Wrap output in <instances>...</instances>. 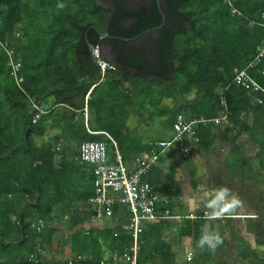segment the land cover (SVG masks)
Returning a JSON list of instances; mask_svg holds the SVG:
<instances>
[{
    "label": "trees",
    "instance_id": "1",
    "mask_svg": "<svg viewBox=\"0 0 264 264\" xmlns=\"http://www.w3.org/2000/svg\"><path fill=\"white\" fill-rule=\"evenodd\" d=\"M128 1L116 0V7L107 8L98 0H0V264H53L37 252L53 251L55 222L70 215L74 229L95 216L83 211L94 189L79 190L76 175L83 141L67 137L77 128L76 116L62 109L77 111L75 101L88 94L89 128L111 136L125 160L163 141L144 143L129 129L132 116L149 113L146 107L154 115L166 114L172 131L180 119L228 115L199 131L198 146L209 150L213 130L225 128L232 145L249 135L258 148L260 171L238 152L230 155L225 169L230 176L235 170L243 180H253L255 187L264 185V55L258 58L264 27L251 23L260 21L264 0H237L242 16L233 15L225 0H132L133 7H126ZM59 3L65 7L58 8ZM103 46L118 65L104 77L94 57ZM245 69L261 90L235 83ZM193 93L198 96L191 101ZM168 99L172 107L166 105ZM79 128L86 140L106 139L89 135L85 124ZM248 166L249 174L243 175L241 168ZM166 179L149 180L156 192L172 199L177 192L165 186ZM259 194L262 202L264 192ZM77 199L86 202L79 211L72 204ZM42 221L46 227L38 231ZM165 223L144 225L138 264H176L172 246L161 234L154 235ZM80 235L84 233L72 237L73 255L92 242ZM116 239L127 247L133 243L130 230ZM33 254L35 261L29 259ZM254 257L250 253L248 258Z\"/></svg>",
    "mask_w": 264,
    "mask_h": 264
},
{
    "label": "crops",
    "instance_id": "2",
    "mask_svg": "<svg viewBox=\"0 0 264 264\" xmlns=\"http://www.w3.org/2000/svg\"><path fill=\"white\" fill-rule=\"evenodd\" d=\"M236 1L237 0H225L230 9L231 7H237ZM238 13L242 16L239 11ZM260 16V21L257 20L258 23L254 21L251 23L264 27V13ZM78 99H83L84 101L81 110L82 115L85 117V126L89 135H104L106 137L103 132H93L89 128L90 95L88 94L86 98L79 97ZM90 132L96 134H91ZM86 141L90 140H85L83 142ZM98 141L108 142V139L106 137L105 140ZM81 144L78 146L75 159V163L80 166L81 169L77 171L76 175L80 177V180H78L79 182L82 178L93 181L90 186L87 185V189L91 191L94 189L95 195L94 176L91 174V169L80 161L79 151ZM198 147V144L191 145V156L185 161L179 162H188L190 166V164L196 162V160L194 161L195 157H203V152L210 153L209 150H203ZM228 148L229 146L227 149ZM234 148L235 146L230 147L228 152L222 151L227 154L223 160H220V164L218 161L214 162L210 160L208 155H205L204 160H206V168L203 169L204 176H201L200 171L197 170V166H190L192 169L189 171L190 180H182L180 176L177 175V166L175 162H178V160L171 156L172 154H169L165 156L166 158L164 160L161 159L154 165L161 168L162 171H159L156 167L154 169L152 168L150 171L151 174L149 173L146 177V180L150 183V178H157L163 175L167 178L165 186H171V188L173 187V189H176L177 196L172 199L166 197V195L160 191L156 192L154 190L155 193L169 201L166 210L170 212V217L160 218L155 221H145L143 224L144 227L148 222L166 221L165 227L162 230H155L154 235L159 236L161 234L164 243L172 246V250L176 254V264H258L259 262H264V231L259 233V228H254L258 224H264V214L261 216L257 207H255L257 203L263 210L264 206H262V203L264 200L261 202V198L256 199L253 195H245V193H243L245 189H242L241 186L244 188L247 187L246 189L255 188L254 183L250 186L245 180H242L240 176L236 174L231 176L228 175L225 164L229 158L228 155L234 152ZM223 153L221 154L223 155ZM222 155L219 156L222 157ZM139 157L142 161L148 162L149 152L147 151V153L135 155L130 160H125V162L130 165L132 169H135V162ZM159 172H161V174H159ZM208 172L210 174H208ZM213 172L221 177H218L217 180L214 178L212 179ZM224 174L226 176H224ZM205 176L206 180H208L206 185L202 183L205 182ZM92 200L93 198L90 200L91 204L89 206L87 205L88 209L83 208V211L86 212L88 210L89 212L91 211L92 214H95V207ZM72 204L74 209L79 211L77 208L80 205L85 206L86 202L77 199L73 200ZM170 206L171 210L169 209ZM118 207H120L119 212L114 211L111 217L97 220L95 214V216L89 218L88 221L78 224L74 229L70 228L71 226L69 227L70 224L72 225V218L70 215L61 219L63 220L61 223L58 221L57 224L59 227H57V234H60L56 235V244L53 246V251L50 253L52 256V258H50L52 260L50 261L53 262V264H62V262L64 264H81L84 262L122 264L113 261L112 257L113 255L125 252L126 249L129 248L126 243L116 238L123 236L125 231L129 232L131 213L124 205H119ZM159 211L162 214V210L160 209ZM205 224L210 225V230L213 233H218L223 238V243L215 250H211L207 246L203 249L197 247V242L202 234V226ZM36 227L38 231L43 230L46 227V223L42 221ZM78 232H83L84 236L89 238L90 241L92 240V242L90 246L86 248H79L73 255L71 250L72 245H70V243L72 244V237ZM103 235H105V239H103L100 244L104 249L99 246V249H101L99 250L100 252H95L98 248V241ZM62 246L63 248H61ZM250 253L256 254V257L252 259L248 258ZM72 256H74L76 260H72ZM36 258L37 255L33 254L29 259L35 261ZM56 258L60 260H55ZM189 258H191L190 261Z\"/></svg>",
    "mask_w": 264,
    "mask_h": 264
},
{
    "label": "built area",
    "instance_id": "3",
    "mask_svg": "<svg viewBox=\"0 0 264 264\" xmlns=\"http://www.w3.org/2000/svg\"><path fill=\"white\" fill-rule=\"evenodd\" d=\"M231 12L233 15L240 16L234 7H231ZM258 52V58H261L264 55V47L259 48ZM94 57L101 68L102 77L109 69H113L100 56L98 47L94 50ZM262 74L264 76V71ZM243 82L261 90L249 76L248 69L235 77V83L242 84ZM37 109L39 110L38 107ZM227 118L228 115L215 119L200 118L186 121L180 119L173 127L171 138L156 142L151 147L148 162L142 161L140 157L137 158L135 169L125 162L118 143L107 133L103 134L106 135L108 142L86 141L81 144L80 161L91 169V174L94 176L95 197L92 202L96 219L111 217L115 207L119 205L126 206L131 213L129 230L133 243L125 252L113 255V261L122 264H138L144 222L170 217V212L166 210L169 201L155 193L152 185L146 180L153 166L169 154H172L176 160L188 159L191 156V145L200 143L199 131L211 124L219 125ZM37 119L38 116L34 123Z\"/></svg>",
    "mask_w": 264,
    "mask_h": 264
},
{
    "label": "rangeland",
    "instance_id": "4",
    "mask_svg": "<svg viewBox=\"0 0 264 264\" xmlns=\"http://www.w3.org/2000/svg\"><path fill=\"white\" fill-rule=\"evenodd\" d=\"M138 2H139V0L137 1V4H138ZM115 3H116V0H98L99 5H104L107 8L116 7ZM133 5H134V1H132V0L126 2V7H133ZM108 18L110 19L111 15ZM99 53H100V56L107 63L110 64L111 68H113V69L118 68L116 58L111 54L110 48L108 46H103V47L99 48ZM248 95H249V97L252 98L250 93ZM197 96H198L197 93H193V94L189 95V100H191V101L195 100L197 98ZM83 102H84L83 99H77L75 101L76 107L78 109L77 111L71 110L67 106L62 107V109L65 112L75 113V116H76L75 123L77 125V128H76V130H71V132H69L67 134V137L72 141H74V140L76 141V139H79V138L82 141L86 140V136L83 134L84 130H80V128H79V127H82V125L85 122L84 120L81 119V117H82V110L81 109L83 106ZM165 103L169 107L173 106V102L170 99L165 100ZM146 108L149 110L150 114H153V112H155V111H153V109L151 107H146ZM149 113L147 111L142 113L141 118H140V116L139 117L138 116H132L131 117L129 124H128V127L134 133L136 138H140L142 140V142L150 143L151 145L155 141L170 139L172 136L171 133L173 134V132L171 130V127H168L166 125V119H167L166 114H162V115H154L153 114V116H149ZM85 125H86V122H85ZM224 129L218 130V132L216 130H213V132H214L213 139L214 140L211 141V145L209 147L210 153L203 152V157H198V158L193 157L194 161L196 160V162H194V164L193 163L190 164V166H194V167L197 166V170L200 171L201 176H204L203 175V172H204L203 169L206 168L205 167L206 160H204L205 155H208V158L210 160H212L214 162L218 161L220 164V160H223L227 154V153H223V152H228V150H230V147L235 146V148H234L235 150L232 154H235L236 152H238V155H240L241 157L246 156L247 158H249L251 160L254 169L260 171V165H259L258 160L256 159V154H257L258 148L251 143V141L249 139V135L246 134L243 137L239 138L238 141L236 142V145L233 146L232 142H231V140L233 139L232 137L231 138L229 137L228 140L225 139L226 136L223 133ZM85 131H87L86 126H85ZM92 141H98V140H92ZM38 142L41 144V141H38ZM70 146H73L74 149H76L77 143H72ZM228 146H229V148L227 149ZM73 147H70V148H73ZM109 147L110 148L112 147L111 143H110ZM63 149L66 150V148H63ZM221 153H223V155ZM232 154H229L228 156L230 157V155H232ZM219 155H222V157H220ZM198 156H200V155H198ZM206 159H207V157H206ZM179 161H185V160H178V162H175V165L177 166V175L180 176V178L182 180H186V181L190 180L189 171L192 170L191 167L189 166L188 162H179ZM186 164H188V165H186ZM193 169H195V168H193ZM241 170L244 172L243 175H248L250 172V167L248 166L246 169L241 168ZM174 171L176 172L175 169H174ZM233 173L236 174L235 170L233 171ZM238 173L241 174L239 168H238ZM208 174H210V173L208 172ZM218 174H220V173H218ZM224 176H226V175L224 174ZM218 177L220 178L221 176H219V175L215 174V172H213L212 179L214 178L215 180H217ZM240 178L243 180L242 177H240ZM244 180L250 186H252L254 183L253 180H251V179L250 180L244 179ZM204 181L205 182H202V183L204 185H206V183L208 181V180H206V176L204 177ZM80 182L82 184H80L79 190H85L84 188L87 189V185L90 186L91 182H93V181L92 180L90 181L87 178H85V179L82 178ZM241 188L245 189V191H243V193H245V195H253L254 198H256V199L260 198V194H259L260 190L264 192V185H258L255 188H248V189H246L247 187L244 188L243 186H241ZM262 206H264V202H263ZM255 207H257L258 212H260V215L262 216V214H264V208L262 210L260 205H258L257 203H256ZM59 222L61 223L62 221H59ZM57 223H58V221L55 222V225L57 227H59ZM254 228H256V229L259 228L258 232L261 233L264 231V224L263 225L258 224ZM59 234H57V235H59ZM254 235H256V234H254ZM79 237H82L83 239H85L84 235H80ZM57 239H58V236H57ZM103 239H105V235H103V237H101V239H99L98 248L95 250V252H100L99 250H101V249H99V245L103 241ZM70 245H72V244L70 243ZM37 253L38 254L41 253L40 256L42 255V258H44L46 261L52 260V259H50V258H52V256L50 254L51 251L49 249H45V250L39 249ZM71 258H73L72 260H76V258H74V256H72Z\"/></svg>",
    "mask_w": 264,
    "mask_h": 264
},
{
    "label": "clouds",
    "instance_id": "5",
    "mask_svg": "<svg viewBox=\"0 0 264 264\" xmlns=\"http://www.w3.org/2000/svg\"><path fill=\"white\" fill-rule=\"evenodd\" d=\"M58 8L63 9L65 4L59 3ZM223 243V238L218 233H213L210 230V225L205 224L202 226V234L197 242V247L203 249L207 246L211 250H215L219 245Z\"/></svg>",
    "mask_w": 264,
    "mask_h": 264
}]
</instances>
